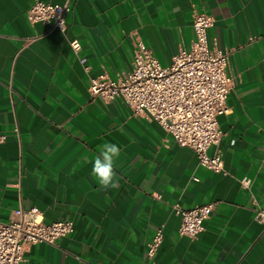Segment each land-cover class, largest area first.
<instances>
[{
	"label": "crops",
	"instance_id": "crops-1",
	"mask_svg": "<svg viewBox=\"0 0 264 264\" xmlns=\"http://www.w3.org/2000/svg\"><path fill=\"white\" fill-rule=\"evenodd\" d=\"M33 1L0 0V222L36 206L73 230L28 245L20 264H264V224L255 219L264 210V0H69L65 32L30 22ZM195 12L213 16L209 41L229 52V109L208 148L221 153L224 172L198 165L191 148L120 98L88 91L90 77L130 69L139 40L169 65L192 42ZM106 142L121 158L117 187L104 191L91 161ZM204 203L214 206L202 231L179 235L173 205Z\"/></svg>",
	"mask_w": 264,
	"mask_h": 264
},
{
	"label": "built area",
	"instance_id": "built-area-1",
	"mask_svg": "<svg viewBox=\"0 0 264 264\" xmlns=\"http://www.w3.org/2000/svg\"><path fill=\"white\" fill-rule=\"evenodd\" d=\"M68 11L69 0L63 4L34 0L26 17L30 22L47 23L46 32L54 29L65 32ZM213 23L210 14L195 12L190 46L181 48L166 66L159 64L142 41H137L130 69L113 78L90 77L88 91L105 100L120 98L134 114L157 121L176 144L191 148L198 165L213 172H224L221 153L216 151L210 155L208 148L218 144L221 137L217 116L228 112L226 97L232 75L228 71L229 52L209 41L208 28ZM68 43L74 52L79 51L77 38L69 39ZM80 61L83 63L85 59L81 57ZM262 144L264 147V138ZM246 181L250 180L244 179L241 183L248 187L250 183ZM213 206V203H204L183 209L174 204L179 216L178 234L196 238ZM255 219L264 224L263 209H255ZM162 227L156 228L147 242L149 257L162 240ZM72 230L73 222L69 219L45 221L38 207H18L11 212L8 221L0 222V264H20L28 245L53 244Z\"/></svg>",
	"mask_w": 264,
	"mask_h": 264
},
{
	"label": "clouds",
	"instance_id": "clouds-1",
	"mask_svg": "<svg viewBox=\"0 0 264 264\" xmlns=\"http://www.w3.org/2000/svg\"><path fill=\"white\" fill-rule=\"evenodd\" d=\"M121 158V149L117 144L106 142L92 163L91 175L96 179L101 190L107 191L117 187L118 177L114 168ZM251 183V181H246Z\"/></svg>",
	"mask_w": 264,
	"mask_h": 264
}]
</instances>
